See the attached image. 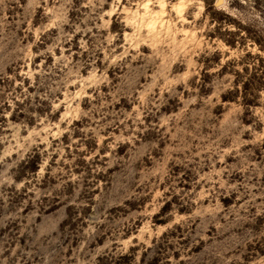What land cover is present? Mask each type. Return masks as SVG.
<instances>
[{
  "label": "rangeland",
  "instance_id": "1",
  "mask_svg": "<svg viewBox=\"0 0 264 264\" xmlns=\"http://www.w3.org/2000/svg\"><path fill=\"white\" fill-rule=\"evenodd\" d=\"M0 264H264V0H0Z\"/></svg>",
  "mask_w": 264,
  "mask_h": 264
}]
</instances>
